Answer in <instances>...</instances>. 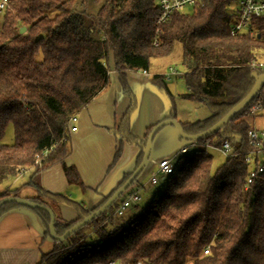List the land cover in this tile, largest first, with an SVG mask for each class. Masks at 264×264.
<instances>
[{"label": "trees", "instance_id": "16d2710c", "mask_svg": "<svg viewBox=\"0 0 264 264\" xmlns=\"http://www.w3.org/2000/svg\"><path fill=\"white\" fill-rule=\"evenodd\" d=\"M103 1L96 12L99 35L75 14V0H8L0 20V186L33 169L28 185L35 196L25 199L53 214L59 204L77 213L72 222H62L54 214L57 236L98 209L131 174L123 175L91 210L44 191L36 179L41 171L60 164L73 182L74 169L64 163L70 153L68 121L108 87V58L129 101L112 131L120 141L108 171L125 144L139 149L135 169L153 127L146 129L142 140L130 133L136 99L124 71L149 73L154 61L169 59L178 49L186 88L180 98L202 105L209 113L202 120L179 122L185 134L196 135L246 96L258 75L250 64L264 58V16L251 19L247 32L230 35L236 0H205L190 14L172 15L158 26L157 34L154 0ZM169 67L173 68L165 71ZM163 74L155 73L151 79L168 101L169 115L164 119L176 120L174 96ZM261 99L264 102V85L221 130L177 157L172 173L159 179V190L142 211L130 213L124 221L120 219L127 210L113 217L120 222L110 229L109 216L125 198L121 195L89 224L63 242L55 241L54 250L37 264H264V171L246 188L253 165L242 155L252 149L247 133L254 129V117L249 110ZM8 126L13 129L11 145L1 143ZM224 142L239 156L225 158L214 167L209 148L221 149ZM260 157L264 166V152ZM16 192L0 193V202L19 197ZM15 208L34 213L49 237V215L44 210L8 203L0 207V216ZM86 229H91L88 239Z\"/></svg>", "mask_w": 264, "mask_h": 264}, {"label": "crops", "instance_id": "0c3cea01", "mask_svg": "<svg viewBox=\"0 0 264 264\" xmlns=\"http://www.w3.org/2000/svg\"><path fill=\"white\" fill-rule=\"evenodd\" d=\"M159 63L153 62L148 76L139 71H124L128 87L136 99V109L130 116L129 130L140 140L147 128L169 115L168 101L151 79L155 73L166 72L165 68L161 70ZM180 73L184 72L180 70ZM108 78V87L76 113V131L69 130L70 153L64 163L74 169L73 182L68 181L60 164L41 171L36 178L44 191L63 195L80 204L85 210L97 206L116 188L123 175L134 170L135 159L139 153L138 147L123 145L120 159L108 171L120 141L112 131L129 105L127 96L122 93L118 75L112 67H109ZM165 83L174 96L176 121L195 122L209 115L202 105L180 98L186 92L181 77H172L165 80ZM254 118L253 128L263 129L264 112H258ZM179 145L180 139L172 127H165L158 132L152 141L148 163L130 192L138 194L145 190L148 184L144 183L148 182L150 175L156 170L157 162L171 157ZM209 152L223 162L224 159L213 151ZM32 173L33 169L21 171L17 177L0 186V193L17 189L19 198L35 196L34 189L28 185ZM26 175L27 180L24 181L22 178ZM144 178L146 180L142 184ZM139 197L140 203L141 195ZM53 209L55 216L62 222H72L77 218L76 211L66 204H59ZM55 247V241L46 237L41 221L31 211L15 208L0 216V264H37L42 255L52 252Z\"/></svg>", "mask_w": 264, "mask_h": 264}, {"label": "built area", "instance_id": "2783aa9c", "mask_svg": "<svg viewBox=\"0 0 264 264\" xmlns=\"http://www.w3.org/2000/svg\"><path fill=\"white\" fill-rule=\"evenodd\" d=\"M205 0H154V5L157 10L156 18V31L159 32L158 26L167 21L174 14H182L186 9L193 10L198 6H202ZM237 10L235 22L230 27V35L236 36L248 31L251 19L264 16V0H236ZM8 7V0H0V20L2 14ZM156 45V41H154ZM250 68L258 73H264V61L251 62ZM144 76L149 74L144 71H139ZM182 74L175 69L169 67L163 74L165 80H169L172 77H180ZM264 112V106L253 105L249 110V115L256 116L258 112ZM77 115L74 114L69 118L68 127L70 132L76 131ZM248 143L252 149L242 155L245 158V162L252 164L253 167L249 170L248 177L246 180V188L249 187L252 182L264 171L262 161L258 160L264 152V128L263 129H252L247 133ZM206 145V144H205ZM197 148L196 141H180V145L177 147L174 154L169 158H164L157 162L156 170L150 175L147 184L156 185L159 179L166 177L172 173L173 162L180 155H184L187 152ZM220 158H230L239 156L238 153H234L232 148L227 142H224L221 149H210ZM140 201V197L137 192H129L125 198L120 201L114 211L110 214L109 218L121 217L124 212L130 207H137ZM208 253V248L203 251V254ZM109 264H113L110 262ZM135 264H149L143 262H136Z\"/></svg>", "mask_w": 264, "mask_h": 264}, {"label": "water", "instance_id": "95a60500", "mask_svg": "<svg viewBox=\"0 0 264 264\" xmlns=\"http://www.w3.org/2000/svg\"><path fill=\"white\" fill-rule=\"evenodd\" d=\"M24 28H22L19 33H23ZM264 85V73H258L256 76V79L254 81V84L250 91L246 94V96L239 101L235 106H233L218 122H216L213 126H211L209 129L205 130L204 132H201L196 135H187L183 132L180 124L178 121L174 119H164L155 124L151 131L149 132L145 144L142 148V158L139 163V165L131 172L130 176L123 182L121 186H119L108 198L107 200L96 210L92 211L88 216L84 217L81 221L73 225L72 227L68 228L63 232L61 236H57L54 229V214L51 209L36 205L24 198L19 197H8L0 202V207L3 204L8 203H15L18 206L26 207L30 209L39 208L44 210L49 215V224H48V233L49 237L56 241V242H63L67 237L73 235L78 229L84 227L85 225L89 224L92 220H94L96 217L100 216L102 213H104L115 201H117L121 195L131 186V184L136 180L139 175L143 172L145 169L149 157H150V151H151V145L154 137L158 132H160L165 127H172L177 135V137L180 139V141H198L201 140L216 131L221 130L229 121H231L237 114L242 112L256 97V95L259 93V91L262 89Z\"/></svg>", "mask_w": 264, "mask_h": 264}, {"label": "rangeland", "instance_id": "374dc122", "mask_svg": "<svg viewBox=\"0 0 264 264\" xmlns=\"http://www.w3.org/2000/svg\"><path fill=\"white\" fill-rule=\"evenodd\" d=\"M104 3L103 0H100L99 3L95 4L90 0H75L74 2V7H75V14H77V16H79V18L83 21L84 25L86 28H92L95 31L96 35H99L97 30H99V26L96 20V12L99 8V6H101ZM192 12L191 9H186L183 14H190ZM179 50L176 49L175 52L173 53V56L170 57L169 59H165V60H161L159 61L161 64V70L164 68H167L168 66H172L175 70H177L178 72H180V64H179ZM169 61V62H168ZM258 62H263L264 58H259L257 60ZM171 62V63H170ZM111 64L110 58L107 59V65L108 67ZM167 71V70H166ZM259 105V106H264V102H262V99L259 100L258 102H256L254 105ZM258 118V117H255ZM254 118V120H255ZM14 140V136H13V129L11 126H8L4 137L1 141L2 144H6V145H11L13 143ZM261 161V157L259 158ZM221 160H219L218 158H215L213 156V165L214 167H216L217 165L221 164ZM27 175L24 176L22 179L25 181L27 180ZM20 178V177H19ZM146 180V178H144V180L142 181V184L144 183V181ZM134 183L123 193L124 196H126L127 193H129L132 190ZM144 185H147V183H144ZM2 188V187H0ZM159 190V186L158 185H151L148 184L147 186H145V190L143 189L140 193H138V195H141V202L139 203V205L137 206V209H132L129 208L127 209L124 218L120 219L122 221L125 220V217L127 215H129L132 212H140L145 208V204L147 203V201L149 200L150 196L154 195L155 192H157ZM17 195L19 196L20 193L16 192ZM118 218H111L109 219L107 225L108 227L111 229L113 228L117 223H119L120 221H117ZM91 229H86L83 232L87 233L90 232ZM91 233H87L86 235V239H88L89 237H91L92 235H90ZM58 245L60 243H57Z\"/></svg>", "mask_w": 264, "mask_h": 264}]
</instances>
